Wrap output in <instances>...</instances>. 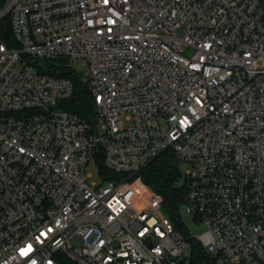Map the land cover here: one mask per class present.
<instances>
[{
    "label": "built area",
    "instance_id": "1",
    "mask_svg": "<svg viewBox=\"0 0 264 264\" xmlns=\"http://www.w3.org/2000/svg\"><path fill=\"white\" fill-rule=\"evenodd\" d=\"M7 18L0 264H192L140 174L167 151L207 227L199 264H264V0H7ZM64 59L88 63L94 126L60 107Z\"/></svg>",
    "mask_w": 264,
    "mask_h": 264
},
{
    "label": "trees",
    "instance_id": "2",
    "mask_svg": "<svg viewBox=\"0 0 264 264\" xmlns=\"http://www.w3.org/2000/svg\"><path fill=\"white\" fill-rule=\"evenodd\" d=\"M6 1L0 0V10ZM0 37L9 45L16 44L8 18L0 22ZM51 67L50 73L57 75V71L60 70V76L72 80L74 84L73 96L68 101L61 103L60 107L86 120L91 125H96L98 118L94 102L88 86L80 74H76L72 68L64 65H51ZM99 165L105 180L118 181L121 179L119 175L107 171L102 160H99ZM140 174L143 182L162 197L164 214L170 218L177 230L188 237L189 231L183 222L181 208L186 203L189 186L188 180L183 174L182 165L176 156L171 151H167L148 164ZM189 243L192 249L191 263L199 264L205 256L204 250L196 238H190ZM61 258L63 264H75L65 257Z\"/></svg>",
    "mask_w": 264,
    "mask_h": 264
},
{
    "label": "rangeland",
    "instance_id": "3",
    "mask_svg": "<svg viewBox=\"0 0 264 264\" xmlns=\"http://www.w3.org/2000/svg\"><path fill=\"white\" fill-rule=\"evenodd\" d=\"M59 65H64L72 68V70L75 71L76 74H80L83 78V80L86 79V74L88 72V63L84 59H64L63 61L57 62ZM44 69H47L48 65H43ZM99 130L101 134L105 133V130L102 129V124H98ZM188 170V166H182L183 174L184 172ZM87 174L89 175V182L99 184L101 183V179L98 173V169L94 163H91L89 167L86 170ZM181 216L183 219V222L188 229V231L195 236L196 238H199L204 232L207 231V227L203 223H197L194 220V217L187 213L186 206L184 205L181 208ZM67 259V258H66Z\"/></svg>",
    "mask_w": 264,
    "mask_h": 264
}]
</instances>
